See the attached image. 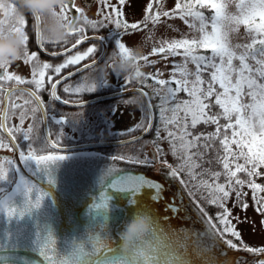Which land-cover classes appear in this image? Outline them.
I'll return each instance as SVG.
<instances>
[{"label":"snow or ice","instance_id":"1","mask_svg":"<svg viewBox=\"0 0 264 264\" xmlns=\"http://www.w3.org/2000/svg\"><path fill=\"white\" fill-rule=\"evenodd\" d=\"M101 3H107V0H101ZM124 3V0H120ZM74 6V4L72 5ZM225 0H178L175 9L178 10L180 19L192 18L199 21V38H181L172 41H162L160 47H153L152 54L164 53L165 58L168 55H183L185 64L192 62L196 65V71L189 73L186 67L180 74V79H175V73L171 75L176 84L175 88L169 87L172 80L156 79L162 76L157 73L153 77L156 83L163 86L162 89H153L156 95L161 91L165 95L161 96L160 118L164 124L165 137H160V129L157 128V140L153 142L154 152L152 159L147 155L142 156H113V160H127L128 163L144 165L150 167L161 156L167 155L163 148L160 147L159 140L163 139L169 143V152L177 159V164H169L166 159L160 160V163L168 169L167 175L172 179H178L179 182L188 188V183L195 181L194 187L204 191H210V196L204 197L210 205H215L218 214L215 217L209 216L203 207H198V211L206 218V223L219 241L228 249L236 251H247L253 254L264 255V247L253 248L243 243L241 234L231 221V212L226 203L231 195L235 193L237 204L247 208L243 204L241 197L245 195L241 189L245 186L253 192V200L257 204L258 210L264 214V196L257 197L256 193H264V186L255 183V178L264 176V0H237L236 14H229L226 11ZM68 3L61 5L59 11H54L51 16L58 22L63 23L69 19L77 20L75 16H69L67 10ZM153 5L150 3L146 8V16L143 24L149 20L152 23L160 21L161 16H174L175 12L162 11L156 14L151 13ZM214 9V15L211 17V32L207 31L206 17L201 9ZM116 17L121 16L119 9H113ZM76 12L83 17V25L90 26L93 29L102 27L104 20L111 21L117 28L127 30H139L140 23H127L121 19H113L112 16H105L101 21H90L83 14V10L76 8ZM103 15V13H99ZM32 17L39 24L41 16L33 13ZM79 17V18H80ZM27 20L25 16H17L12 23V31L23 32L24 51L23 57L25 62L38 59L37 52L29 53L27 44L29 36L25 33ZM245 25L249 43L236 45V49H242L237 55L233 46L229 43L228 32L235 31L239 25ZM194 27L193 24L189 25ZM78 34L72 49L87 41L89 37L84 35V27L72 30L71 34ZM38 42L41 41V31H36ZM56 42V41H50ZM66 43L67 41L64 40ZM116 47L119 56L127 58L129 48L119 39L116 40ZM211 47V56L200 55L197 50L200 48ZM183 49L182 53L177 50ZM71 49H65L64 52L53 51L50 53L53 57L65 55V59L59 65L53 66L51 63H37L32 73V79L25 81L20 75L10 73L7 64H0V81H16L19 84L29 83L35 85L37 90L41 89L44 84L45 70L51 69L53 73L60 74L63 69L71 65H78L81 61L91 58V64H85V69H95L98 61L94 58L97 53L95 45L89 46L83 52L76 51L75 54H68ZM147 62L148 57L138 58ZM238 60V64H234ZM137 61V63H138ZM254 62V63H253ZM139 65V64H138ZM79 71V69H78ZM208 73L207 81L204 73ZM72 73H69V77ZM137 78L144 76L139 70L136 72ZM38 77V78H37ZM189 77H193L189 79ZM52 76H48L49 82ZM61 79L51 82L50 96L53 100H60L57 95V86ZM206 84V86H205ZM108 82L99 77V80H93L90 83H82L75 86V92H94L97 87H105ZM218 85V88L216 87ZM64 92L73 91V86L64 87ZM16 91L26 92L32 97L39 108L42 104L40 97L35 91L29 89H16L10 91L4 90L5 98H10ZM184 91L190 99L176 101V94ZM248 97L245 102L244 97ZM170 101H176L174 107L167 108ZM3 101L0 100V104ZM29 103V101H25ZM64 103H68L67 100ZM12 109L21 107L12 103ZM218 107L220 111L212 112V108ZM37 108H33L35 112ZM184 112L185 123L181 125L180 134L170 131L169 126L178 123L176 113ZM172 112L173 117L168 118L165 113ZM15 115V112H12ZM191 117L190 124L187 118ZM26 113L21 111L19 119L21 125L24 122ZM9 118V108L4 106L0 108V131H7L8 135L15 139V133L22 131L20 127L6 128L5 121ZM221 120L225 123L221 124ZM234 121V123H233ZM56 120L57 124L62 123ZM211 124L216 126V131L210 133L196 132L197 125ZM141 127L137 125V128ZM151 122L144 131H148ZM239 128V132L236 128ZM228 129H233L232 138H229ZM31 126L28 130L23 131V139L30 140ZM240 136V139H236ZM215 138V141H214ZM179 141V148L177 147ZM201 141H204L203 144ZM214 141L219 143L215 162L222 165L223 171H212L203 169L201 161L204 160L205 151L212 148ZM132 141H129L131 143ZM235 145V150L233 149ZM8 145L0 139V149H6ZM31 148V146H30ZM223 153L222 155L220 153ZM21 161L27 163L34 161L37 168H42L47 175V184L55 187L58 183L55 171L61 166V162L69 159L66 155H36L30 150L27 155L24 152L19 153ZM242 161V162H241ZM213 161H209L212 163ZM5 163L11 165L13 162L7 157L0 158V182L7 183L10 187L5 189L0 184V213L7 217L9 223L16 221V228L13 232L6 229L0 235V252L11 253V255H0V264H37L34 259H27L20 252H32L41 258L40 264H191L186 258L187 245L172 242L163 230H158L153 223L147 232L137 233L134 239L127 247L117 246L112 248L108 241L111 239L103 223L99 224L100 231H97L96 219L90 220L83 235H76L77 229H73V235L66 237L59 245L55 236L54 225L56 222V201L51 199V203H45V198L50 197L51 193L45 191L42 186H37L36 182L24 176L16 177L19 169L13 170V177L10 178L9 172L5 169ZM200 170V171H198ZM122 169L109 166L103 170L97 178V183L102 189L99 193V203H92L90 210H97V217L107 221V212L110 209L109 201L113 199L107 189L113 193L125 194L131 198L127 200L129 205L137 204V197L144 189L151 191L150 199L159 202L164 199L165 186L144 175L125 172L120 174ZM244 174L241 178L238 174ZM187 177V180L184 177ZM210 177L211 180L202 179ZM221 176L226 183H219ZM14 185V187H11ZM190 194L191 193V190ZM166 209L170 212H177L178 208L169 203ZM103 210V212L99 211ZM136 213H147L148 210H134ZM168 219L167 216L164 217ZM128 218H125V225ZM216 221V222H214ZM119 223V219L116 220ZM119 232V229L117 230ZM231 237V238H229ZM234 238V239H233ZM121 239V236H120ZM239 241V244L234 242ZM181 249H183V254ZM116 253H119L118 255ZM225 264H238V261H225ZM258 264H264V259H260Z\"/></svg>","mask_w":264,"mask_h":264},{"label":"flooded vegetation","instance_id":"2","mask_svg":"<svg viewBox=\"0 0 264 264\" xmlns=\"http://www.w3.org/2000/svg\"><path fill=\"white\" fill-rule=\"evenodd\" d=\"M94 2L98 3L96 15L99 13L98 10H100V13H104L103 8H101V0H95ZM81 3L84 5L82 0H68L70 7L67 12L70 17L75 16L79 20L80 13H73V11L77 7L83 10L85 7ZM73 4L74 6H72ZM83 14L90 21L104 20L103 15H98L93 20L86 15L84 10ZM25 18L27 20L25 33L29 36L26 47L29 53L37 52L38 59L26 63L22 54L20 59L8 66L10 73L20 75L25 81L31 80L37 63L43 64L47 62L55 66L62 63L66 58L65 55L53 57L50 55L51 52H64L67 48L71 49L68 54H75L76 51L83 52L92 45L97 47V53L94 58L98 59V63L95 69H85L83 68L84 65L92 62L91 58H88L81 61L78 65H71L63 69L60 74L53 73L51 69L45 70L44 84L39 90L35 88V85L27 82L19 84L16 81H0V100L3 101L0 104V108L4 106L9 108V118L5 121L6 128L20 127L22 130L15 133V139L9 136L7 131H0V139L8 145V148L0 149V158L7 157L14 163L17 154L24 152L27 155L30 150L34 151L36 155L65 154L69 152L123 155L115 150L113 151V149L117 150L120 147L132 145L143 138L155 135L158 127L157 121L160 116V108L158 106L161 104L162 93L156 95L150 89L147 85V82H151L149 76L144 75L136 79L125 80L123 77L110 75L108 77V85L105 87L98 86L94 92H75V86L78 84L90 83L93 80L98 81L100 77L98 69L100 66L110 61L113 55L119 56L116 40L123 36L126 32L125 30L108 26L105 20L103 26L96 29L83 25V21H80L84 27L83 34L89 39L78 45L76 49H72V44L75 43L78 34L69 35L65 43L64 41H47L43 38L41 32V41L38 42L36 31L38 28L41 31L42 20L37 24L32 15H25ZM93 36H97V38H90ZM69 73H72L70 77ZM48 76H52L51 82H55L62 77L67 78L62 79L57 86L56 91L60 100H53L50 96L51 82H49ZM68 85L73 86V91L66 93L63 89ZM13 88L35 91L42 101L41 106L37 108L35 100L29 97L26 92L16 91L10 98H5L3 91H10ZM132 88H141L147 93L153 113L150 131L144 137L131 143L103 145L133 137L147 125L148 113L150 112L148 111L146 100L141 93L130 92ZM26 100L29 103L26 104ZM65 100L68 103H64ZM12 103L21 107L12 109ZM33 108H37V110L33 112ZM13 111L15 115H12ZM21 111L26 113L22 125L19 119ZM140 113H143V115ZM56 120L63 122L57 124ZM137 125L141 127L137 128ZM30 126L32 128L30 132L31 139L24 140L22 132L28 130ZM13 163L11 165L5 163V167L12 177Z\"/></svg>","mask_w":264,"mask_h":264},{"label":"water","instance_id":"3","mask_svg":"<svg viewBox=\"0 0 264 264\" xmlns=\"http://www.w3.org/2000/svg\"><path fill=\"white\" fill-rule=\"evenodd\" d=\"M82 1L84 5L89 6L95 0ZM73 13H77L76 9ZM90 38H97V36ZM130 92H139L143 95L150 112L148 113V123L145 128L148 127L149 122H151L152 127L153 113L147 93L141 88H132ZM150 129L148 131L143 129L133 137L103 145H116L136 141L144 137ZM153 152L154 150L152 149V156ZM50 155L69 156L67 161L61 162V166L54 173L58 180L55 187H50L47 184V175L42 168H37L34 161L24 163L21 161L19 154H17L13 166L14 170L19 169L16 177L24 176L51 193L50 197L45 198V203H51V199H55L56 222L54 231L58 245L66 237L73 235L72 230L74 228L78 230L76 235H83L90 220L95 218L97 223L96 230L100 231L99 224L103 223L108 236L111 237L108 243L115 249L118 245L121 246L120 233L124 229L125 218H128V221L131 220L134 210L140 209L149 211L156 228L163 230L164 234L172 242L187 245L186 258L191 261V264H225L226 260L238 261V264H258L260 259H264V255L261 254L228 249L213 236L206 223V218L198 211L200 206L178 179H172L167 175L168 169L161 163L154 162L152 166L146 167L128 163L127 160H113V156L93 153L69 152ZM109 166L122 169L120 174L125 172L133 174L143 173L149 178L162 183L165 186L164 199L159 202L151 201V191L144 189L136 198L137 204L129 205L127 200L131 198L130 196L113 193L111 189H107L108 194L112 195L113 199L109 201L111 207L107 212L108 219L103 221L101 217H97V210H90L89 206L94 202L99 203V193L104 189L97 183V178ZM11 187H14V185ZM169 203L176 206L178 211L170 212L167 210L166 205ZM99 211L103 212V210ZM165 216L168 217L167 220L164 219ZM117 219H119V223H116ZM15 228L16 221L13 220L9 223L7 217L0 213V235L6 229H11L14 232ZM118 229L119 232L117 231ZM181 251L183 254V249ZM116 254L118 255L119 253ZM0 255H11V253L0 252ZM19 255H23L27 259H34L37 264H40L41 258L35 253L30 251L20 252Z\"/></svg>","mask_w":264,"mask_h":264},{"label":"rangeland","instance_id":"4","mask_svg":"<svg viewBox=\"0 0 264 264\" xmlns=\"http://www.w3.org/2000/svg\"><path fill=\"white\" fill-rule=\"evenodd\" d=\"M178 0H158L157 5L154 11L156 14L158 11H169L175 12L174 16L163 17L161 16L160 21L157 23H152L150 20L147 24H141L139 30H127L123 36L119 39L121 40L128 48H132L135 46H143V56H147V62L144 60H139L138 64L140 67V71L145 75L151 78V82H147V85L150 89H162L163 86L156 83V79H165V80H172L174 82V78L171 75L175 73V79H180V74L183 69L186 67L189 73H194L196 71V65L192 62H187L185 64V59L183 55H168L165 58L164 53H157L152 54L153 47H160V43L162 41H172L181 38H199L201 33L199 32V21H194L192 18H186L187 23L185 20L180 19L178 10L175 9V5L177 4ZM237 0H225L226 3V11L229 14H236L238 9L236 8ZM152 3V0H124V3H120V0H107V3L102 4L103 8V17L112 16L113 19H121L124 22L129 24L131 23H142L146 16V8L147 6ZM83 10L85 11L86 15L89 18H96L99 15L100 10H98V15H96V10L98 9V3L93 2L91 5L86 6L81 3ZM113 9H119L121 12L120 17L115 16V12ZM210 11L208 13L206 23L208 25L207 31L211 32V17L214 15V9L211 8H204ZM211 9V10H209ZM204 12L203 9H201ZM205 13V12H204ZM203 13V14H204ZM108 26H111L115 29L117 28L115 24L111 21L105 20ZM193 24L194 27H190L189 25ZM124 30V29H123ZM228 40L229 43L233 46V50L236 51L237 55L240 54L242 49H236V45H243L249 43V39L247 37L246 27L245 25L241 24L235 31L228 32ZM179 53L183 52V49L177 50ZM197 53L200 55H207L211 56L212 50L211 47L208 48H200L197 50ZM238 60H234V64H238ZM254 63V62H253ZM157 73H162V76L153 77ZM193 77H189L192 79ZM146 82V81H145ZM176 85V84H175ZM171 87V84L169 85ZM162 96L165 95L163 91H161ZM160 93V94H161ZM177 98H181V95H176ZM186 98V97H185ZM245 102H248V97H244ZM171 101L165 105L167 108L173 107L171 105ZM143 115V113H140ZM165 115L168 118L173 117L172 112H167ZM147 117V114L145 113ZM183 117L184 112L178 111L176 113V119L178 123H175L169 126V130L180 134L181 125H183ZM158 127L160 129V137H165L167 133L164 131V124L161 123V119L159 116L158 119ZM238 127L236 128L237 131ZM236 138L240 139V136ZM157 140V131L154 136L143 138L139 140L137 143H133L129 146H123L115 150L117 153H122L124 156H141V154L147 155L149 159H152L151 150H154L153 142ZM160 147L164 149L167 155L161 156V158L156 163H160V160L166 159L169 164H177V159L174 158L171 153L169 152V143L166 140L160 139L159 141ZM177 147L179 148V141H177ZM93 154H101V153H93ZM106 156H116V155H107ZM162 164V163H161ZM7 170V168L5 167ZM261 172H264V169H260ZM12 178L11 174H9ZM255 183H258L264 186V176H258L255 178ZM5 189H8L10 186L7 183L0 182ZM188 191V190H187ZM189 192V191H188ZM243 193L245 195L242 197L243 204L247 205V208H244L237 204L234 198V192L231 193L226 206L231 212V221L233 225L236 227V230L241 234V238L244 244L251 246L253 248L264 247V214L258 210L257 204L253 200V192L247 186L243 187ZM190 194V193H189ZM191 195V194H190ZM264 196V193H260L258 198ZM192 198L196 201V203L200 206V203L192 196ZM210 216V215H209ZM215 222V221H214ZM231 238V237H229ZM234 239V238H233ZM239 244V241H234ZM257 264V263H256Z\"/></svg>","mask_w":264,"mask_h":264},{"label":"clouds","instance_id":"5","mask_svg":"<svg viewBox=\"0 0 264 264\" xmlns=\"http://www.w3.org/2000/svg\"><path fill=\"white\" fill-rule=\"evenodd\" d=\"M66 3L68 0H0V64L11 65L23 54L25 34L12 31V23L17 16L38 13L42 20V36L47 41H64L72 30L82 27L80 21H83V17L60 23L51 16L52 12L58 11ZM143 55V46L140 45L129 48L127 58L113 55L110 61L100 66L99 75L107 82L110 75L125 80L136 79L139 67L137 61ZM151 227L152 217L149 214H134L120 233L121 246L127 247L137 233L147 232Z\"/></svg>","mask_w":264,"mask_h":264},{"label":"trees","instance_id":"6","mask_svg":"<svg viewBox=\"0 0 264 264\" xmlns=\"http://www.w3.org/2000/svg\"><path fill=\"white\" fill-rule=\"evenodd\" d=\"M157 1L158 0H152V3H151L153 5V7H152V9L150 11H151V13L153 15H154V11H155V8H156V5H157ZM203 10L205 12V13L203 12L204 16L206 17V20H208L207 15H208V13H210V11H208L207 9H203ZM209 10H211V9H209ZM141 24H143V23L140 22V25ZM204 78L207 81V79H208V73L207 72L204 73ZM205 86H206V84H205ZM171 87L175 88L176 87L175 83L172 82L171 83ZM216 87L218 88V85H216ZM176 95H181L182 96L180 99L177 98V96H176V101L190 99L188 97L187 93L184 92V91H181V92L177 93ZM176 101H171L172 102L171 105L173 107H174ZM217 111H220V109L218 107L212 108V112H217ZM183 120H184L183 121V124H184L185 123V118L184 117H183ZM190 122H191V117L189 116L187 118V123L190 124ZM220 122H221V124L225 123L223 120H221ZM233 123H234V121H233ZM195 131L196 132L210 133V132L216 131V126L215 125H211V124H203V123H201V124L197 125V128H196ZM227 131H228L229 138L231 139L232 138L231 134H232L233 129H228ZM237 131L239 132V128L237 129ZM178 135H179V133H178ZM236 139H239V138H236ZM214 141H215V138H214ZM214 141H210L209 142V143H212L213 146H212L211 149L205 151V157H204V160L201 161V163L203 165V169H210L212 171H220V172H222L223 171L222 165L215 162L216 155H217V149L220 148V145H219V143L214 142ZM203 142L204 141H201L202 144H203ZM233 149L235 150V145H233ZM220 154L222 155L223 153L221 152ZM210 160L213 161V162L209 163ZM198 171H200V170H198ZM238 175H240L241 178H245L243 173L238 174ZM184 179L187 180V177L185 176ZM202 179H206V180H209V181L211 180V178L207 177V176L206 177H202ZM218 182L219 183H226V180H225V178L223 176H221V178H220V180ZM195 184H196L195 181L189 182L188 183V188H186V189L188 191L191 190V193H192L191 196H193L200 203V205L203 206V208L206 209V211L208 212V214L211 217H215L218 214L217 207L215 205L208 204L206 202V200L204 199V197L210 196V191H204L202 189H197L196 187H194ZM241 191L243 192V188L241 189ZM189 193H190V191H189ZM256 195L260 196V193L258 192V193H256ZM242 197H241V199H242ZM234 198L236 200L235 193H234ZM236 202H237V200H236Z\"/></svg>","mask_w":264,"mask_h":264}]
</instances>
